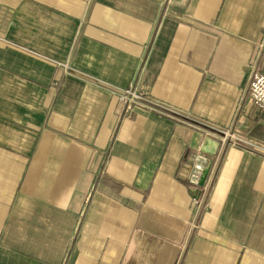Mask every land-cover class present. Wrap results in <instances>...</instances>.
Returning <instances> with one entry per match:
<instances>
[{"label": "crops", "instance_id": "1", "mask_svg": "<svg viewBox=\"0 0 264 264\" xmlns=\"http://www.w3.org/2000/svg\"><path fill=\"white\" fill-rule=\"evenodd\" d=\"M263 29L264 0H0V264H264ZM134 77L156 108L124 112ZM233 124L191 230L189 158Z\"/></svg>", "mask_w": 264, "mask_h": 264}, {"label": "built area", "instance_id": "2", "mask_svg": "<svg viewBox=\"0 0 264 264\" xmlns=\"http://www.w3.org/2000/svg\"><path fill=\"white\" fill-rule=\"evenodd\" d=\"M111 88L118 93L125 113L144 106H149L150 109L158 106L150 98L148 91L138 86L135 77L124 88ZM244 95L251 100L257 109L264 113V29L256 44L254 55L248 65L244 84ZM233 138V135L229 131L220 132L215 138L219 142V147L215 155L209 156L208 154L197 151L189 158L191 161V169L187 177V185L193 194L191 230L198 228L202 214L208 207V198L212 187L214 171L218 166L221 156L228 149L227 147L234 146ZM208 163H210V169L204 184L198 186L200 174Z\"/></svg>", "mask_w": 264, "mask_h": 264}, {"label": "water", "instance_id": "3", "mask_svg": "<svg viewBox=\"0 0 264 264\" xmlns=\"http://www.w3.org/2000/svg\"><path fill=\"white\" fill-rule=\"evenodd\" d=\"M218 147H219V142L216 139H213L211 137H205L200 146V151L209 155H214ZM209 169H210V163H208L205 166V168L202 170L199 177L198 186H202L204 184Z\"/></svg>", "mask_w": 264, "mask_h": 264}, {"label": "rangeland", "instance_id": "4", "mask_svg": "<svg viewBox=\"0 0 264 264\" xmlns=\"http://www.w3.org/2000/svg\"><path fill=\"white\" fill-rule=\"evenodd\" d=\"M149 93V92H148ZM149 96H150V94H149ZM150 98H151V96H150ZM223 131H229L230 132V134L231 135H233V139H232V141H234V146H232V147H238L239 145H244V140H243V138H242V136H240V134L237 132V128H236V124H233L232 126H229V127H227L226 129H224ZM223 131H220V132H223ZM218 135H219V133H218ZM216 137V136H215ZM229 147H231V146H229ZM228 148V147H227ZM201 152V151H200ZM226 152V151H225ZM203 153V152H202ZM206 154V153H205ZM209 155V154H208ZM215 155V154H214ZM224 155V154H223ZM223 155L221 156V158H220V160H219V162H218V165H219V163H220V161H221V159H222V157H223ZM210 156V155H209ZM211 156H213V155H211ZM203 215V214H202ZM200 223V222H199Z\"/></svg>", "mask_w": 264, "mask_h": 264}]
</instances>
